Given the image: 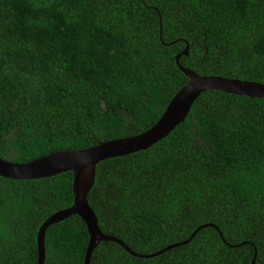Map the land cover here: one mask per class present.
I'll return each instance as SVG.
<instances>
[{"label":"trees","instance_id":"trees-1","mask_svg":"<svg viewBox=\"0 0 264 264\" xmlns=\"http://www.w3.org/2000/svg\"><path fill=\"white\" fill-rule=\"evenodd\" d=\"M184 40L182 66L264 82V0H0V157L146 129L186 80ZM70 183L0 175V264L35 263L36 228L71 203ZM86 199L138 253L204 222L226 242L210 225L149 257L99 240L88 264H264V97L202 90L164 136L97 161ZM86 241L76 214L48 224L42 264H82Z\"/></svg>","mask_w":264,"mask_h":264},{"label":"water","instance_id":"water-1","mask_svg":"<svg viewBox=\"0 0 264 264\" xmlns=\"http://www.w3.org/2000/svg\"><path fill=\"white\" fill-rule=\"evenodd\" d=\"M160 22L158 23V39L160 37ZM174 40L163 42L169 44ZM182 50L174 54V64L186 77L185 82L174 91L166 102L156 120L146 129L136 134L97 140L94 144L76 149H56L26 161H10L0 157V175L9 178H37L52 175L64 170L71 172V203L54 210L37 226L35 231V263H43V233L45 227L68 214H76L85 226L87 241L85 244L82 264H88L91 250L99 240H110L118 243L126 252L138 257H149L162 251L187 242L194 232L205 225L213 226L220 239L226 243L218 229L211 222L196 225L182 240L168 243L149 253H138L130 249L121 239L108 235L99 229L96 216L88 205L86 193L93 182L95 163L101 159L123 155L145 148L155 140L168 133L175 124L185 116L190 104L202 90H218L222 92L245 95L249 97H264V82L227 77L216 74H198L189 67L178 63V56L187 53V42L184 40ZM232 245V244H229ZM255 250L250 262H253Z\"/></svg>","mask_w":264,"mask_h":264}]
</instances>
